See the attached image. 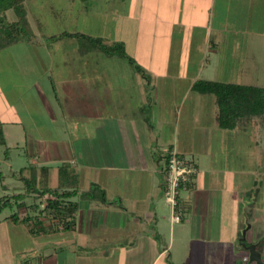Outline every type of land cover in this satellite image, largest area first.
<instances>
[{
	"label": "crops",
	"instance_id": "obj_1",
	"mask_svg": "<svg viewBox=\"0 0 264 264\" xmlns=\"http://www.w3.org/2000/svg\"><path fill=\"white\" fill-rule=\"evenodd\" d=\"M252 1L244 0V5L249 7ZM215 2L154 0L153 5L139 6L137 15L151 42L149 53L138 55L145 59L140 66L146 76L121 67V62L107 68L98 66L94 55L72 56L87 64L78 68L79 63L72 62L68 79L77 86L69 93L77 98L70 108L83 112L81 119L89 122L87 133L80 132L74 110L71 142H54L51 149V142L41 141L30 154L36 166L48 167V177L56 168V184L50 185L48 178L49 187L75 192L60 199L59 209H47L49 219L40 216L41 233L32 236L24 226L35 242L13 250L27 259L26 264H185L190 237L198 240L205 233L222 232L211 230L213 219L223 229V212L237 221L235 234L246 221L247 235L255 224L257 230L251 235L264 236V224L258 221L264 220L262 130L255 122L234 129L216 126L214 95L192 89L198 79L213 80L207 60L212 54L221 55L220 36H227L226 28L238 23V18L211 23L213 11L228 20L233 17L224 13L239 6L238 0H221V6H214ZM233 38L222 43H237ZM154 75L184 80L186 88L180 92L182 88L170 85L164 89L167 98L156 99L159 87L152 85ZM57 77V82L68 83L61 72ZM193 92L199 98L191 103ZM63 100L57 102L61 115L69 98ZM192 114L197 125H190L194 124ZM171 152L191 157L197 168L192 182L180 190L179 221L173 219L174 210L164 196L166 160ZM64 164L65 187L59 188V167ZM93 185L96 189L91 192Z\"/></svg>",
	"mask_w": 264,
	"mask_h": 264
},
{
	"label": "rangeland",
	"instance_id": "obj_2",
	"mask_svg": "<svg viewBox=\"0 0 264 264\" xmlns=\"http://www.w3.org/2000/svg\"><path fill=\"white\" fill-rule=\"evenodd\" d=\"M238 1L239 6H232L231 11L224 13L233 18L221 19L217 11H213L211 15L210 21L214 25H218L222 21L229 23L232 19L234 21L237 18L238 23L232 28H226L225 34L227 36L222 33L223 36H220V43L218 44V51L221 55L217 57L212 56L213 54L210 55V61L207 60L206 65L210 64L206 69L209 68L207 72L211 70L210 77L213 80L264 87V0H253L249 7L244 5V0ZM24 4L29 24L38 42L17 41L0 49V125L6 146H8V158H5V146H0V171L4 176L3 181H0V196L21 190L20 181L11 176V173L34 164L35 161L32 162L33 155L30 154L32 149H37L41 141L51 142V149L54 148V142L58 144L59 141L62 144L70 143L71 128L76 125L75 119L71 118L75 108L74 110L72 107L70 108V104L72 102L74 104L77 98L72 99L69 93L73 92L77 86L68 80L72 77L69 69L72 62L75 61L79 63L78 68L86 67L87 64L86 66L83 65L84 59H72L76 51L74 50L75 44L72 43L73 40L76 41L75 38L65 37L50 42L41 35H50L67 30L120 41L124 44L125 53L129 58L131 57L133 62L129 58L117 56L105 58L102 55H97L98 51L94 50L87 55H94L98 66H106L107 68H113L118 62H121V67L132 68L136 70L135 73H138L139 76H141V72L137 71L134 62L141 65L145 61V54L149 53L151 44L150 36L142 29L145 26L140 22L137 13L140 9L139 6L153 5L154 0H24ZM214 6H221V0H216ZM219 8L216 9L219 10ZM6 15L9 20L15 19L11 9L7 10ZM242 17L245 18V21ZM231 37L237 38L236 41L238 42L231 43L228 40L225 42L226 44L222 43L223 40ZM139 52L144 54V57L138 56ZM134 55L138 59H135ZM152 62L153 65H156L155 61ZM79 71L81 70L78 69ZM60 72L64 78H67V84L57 82V73ZM65 84L66 87H63ZM153 84H156L155 88L159 87L158 98L156 99L160 100L167 98L164 89L170 85L175 88H182L180 92L186 88L183 86V84L186 85V81L177 80L174 77L168 81L167 78L159 79L154 75L152 76ZM73 87L74 90H72ZM64 97H68L69 102L66 105L63 104L62 116L57 102L63 103ZM197 97L199 98L198 93L193 92L191 103L197 102ZM75 112L79 117L77 125L80 132L87 133L88 120L86 118L85 120L81 119L85 115L79 107ZM194 119L192 114L190 120L194 122ZM252 122L257 123L256 121ZM190 125L197 124L194 122ZM183 130L184 126H180V131ZM262 136L264 138V135ZM189 158L191 159V157ZM28 171L29 169H26L24 172L27 174ZM70 172H68L67 177H70ZM257 177L256 175L255 178ZM262 177L260 176L258 179H263ZM56 179V168H52L49 171V184L55 185ZM2 183L6 187L5 190L2 189ZM262 191L264 193V189ZM184 192L182 191V194L186 193ZM45 195H30L25 198L23 206L16 205L12 199L11 206L0 212V264L25 262V257H20L17 251L13 249L18 246H27L30 243L34 244L35 240L30 239L29 234L24 231V226L12 225L9 216L17 212L21 218L31 212L32 214L40 213L39 215L44 218L47 215L49 219V210L44 209L46 205ZM33 204L38 207L34 209ZM160 207L167 210L164 204H160ZM227 207L231 209V207ZM232 207L234 211V204ZM226 209L225 207V211ZM257 213L260 214V212ZM221 215L223 216V229L219 230L218 220L213 219L215 221L212 222L213 229L211 231L217 232L218 230L220 232L222 230V232L214 234L208 232L201 235L198 240L190 237L189 256L187 255L185 258V264H251L247 261V250H245L244 256V249L238 242L240 236H244L243 232L247 224L244 219L245 216L242 215L241 220L245 222L238 229L237 235L234 233L237 221H231L230 216L225 215V212ZM258 221L264 224L262 217ZM256 230V225L252 224V230L248 229L250 231L248 236L251 233L254 235ZM261 230L264 232L263 227ZM252 235L250 240L247 237L244 240L257 241L259 239L258 236ZM52 237L54 238L55 235Z\"/></svg>",
	"mask_w": 264,
	"mask_h": 264
},
{
	"label": "trees",
	"instance_id": "obj_3",
	"mask_svg": "<svg viewBox=\"0 0 264 264\" xmlns=\"http://www.w3.org/2000/svg\"><path fill=\"white\" fill-rule=\"evenodd\" d=\"M24 0H0V49L11 45L17 41H25L29 43L38 42L36 40V35L32 31L29 24L27 13L25 9ZM11 9L14 12L15 19L9 20L6 15V11ZM47 41L53 42L57 40L69 37L73 40L72 43L75 45L76 50L74 56L87 55L92 50L98 51L97 55H102L103 57H121L129 58L125 53L124 44L117 40H109L104 37H98L82 33L79 31H61L58 33H53L50 35H41ZM78 45V46H77ZM131 62L133 60L129 58ZM134 66L137 71L141 72V75L146 76L145 70L139 64L134 62ZM192 89L201 94H212L215 98V125L223 129H234L236 127L246 126L251 121H256L262 130V135H264V87L255 86L250 84H238L223 82L218 80H207L198 79L192 84ZM0 146H5V158H8V146H6L4 134L2 127L0 125ZM166 160V164L168 161ZM64 165L59 167V178L58 187H65L63 184V176L61 172L63 171ZM29 169L28 173L24 172ZM11 176L20 181L21 187L20 191H13L11 193H6L0 196V212L11 206V200L18 206H23L25 204V198L33 196H42L49 194L50 197L45 198L46 205L44 209L56 210L59 209L61 205L60 199L67 198L72 195L75 190H69L65 188L62 192H58L56 188H51L48 186V167L47 166H36L28 165L22 167L18 172L14 171ZM3 174L0 171V181H3ZM190 182H192L193 175L190 176ZM69 181V177L67 179ZM187 183V185H188ZM2 189L5 190V185L2 183ZM96 187L93 185L90 190L94 192ZM88 190L87 193L90 192ZM86 193V194H87ZM38 198V197H37ZM36 204H33V208H37ZM11 222L15 224H20L25 226L28 232L32 235H38L41 233L43 226H39L41 223V217L38 214L29 215L26 214L21 218L18 216L17 212H14L9 216ZM261 238L259 242V248L261 249L264 244V236H258ZM22 262V264H26Z\"/></svg>",
	"mask_w": 264,
	"mask_h": 264
},
{
	"label": "built area",
	"instance_id": "obj_4",
	"mask_svg": "<svg viewBox=\"0 0 264 264\" xmlns=\"http://www.w3.org/2000/svg\"><path fill=\"white\" fill-rule=\"evenodd\" d=\"M197 173V168L192 159L171 152L165 167V191L166 202L173 208V219L179 221L182 217L179 193L187 187L190 176Z\"/></svg>",
	"mask_w": 264,
	"mask_h": 264
},
{
	"label": "water",
	"instance_id": "obj_5",
	"mask_svg": "<svg viewBox=\"0 0 264 264\" xmlns=\"http://www.w3.org/2000/svg\"><path fill=\"white\" fill-rule=\"evenodd\" d=\"M257 244H258L257 242H254L245 246L246 250L248 251V261L250 263L254 262L255 264H264V260L262 259L261 252L257 249Z\"/></svg>",
	"mask_w": 264,
	"mask_h": 264
},
{
	"label": "flooded vegetation",
	"instance_id": "obj_6",
	"mask_svg": "<svg viewBox=\"0 0 264 264\" xmlns=\"http://www.w3.org/2000/svg\"><path fill=\"white\" fill-rule=\"evenodd\" d=\"M246 229V228H245ZM245 229H244V237L242 238L241 236H240V238H239V240H238V242H239V244H240V246L244 249V250H246V245H248V244H250V243H254V242H257L256 240H251V241H246V240H244L246 237L248 238V235L246 234L245 235ZM258 243V242H257ZM259 244L260 243H258L257 244V249L261 252V256H262V259L264 260V249H263V245H262V247H261V249L259 248ZM251 264H255L254 262H251Z\"/></svg>",
	"mask_w": 264,
	"mask_h": 264
}]
</instances>
